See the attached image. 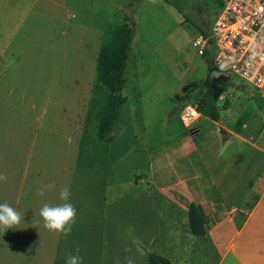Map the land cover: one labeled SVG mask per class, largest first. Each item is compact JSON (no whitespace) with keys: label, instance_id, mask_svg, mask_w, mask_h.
Returning <instances> with one entry per match:
<instances>
[{"label":"rangeland","instance_id":"rangeland-1","mask_svg":"<svg viewBox=\"0 0 264 264\" xmlns=\"http://www.w3.org/2000/svg\"><path fill=\"white\" fill-rule=\"evenodd\" d=\"M37 8L44 17L21 42L13 76L5 72L8 80L0 79V175L1 158L18 160L32 148L39 188L54 185L46 192L53 194L50 199L42 203L45 197L38 198V211L45 204H63L65 186L76 209L67 238L45 228L38 216V264L56 259L66 264L77 248L83 264H147L151 253L171 263L181 257L187 264H253L259 246L251 232L229 246L244 217L233 210L244 199L239 195L242 175L264 162L253 149L264 144L261 99L250 84L232 77L217 123L203 116L188 129L181 123L183 108L196 106L204 91L200 84L213 70L193 42L204 39L205 28L210 34L218 0H89L85 11L56 10L58 23L50 20L48 6ZM125 19L135 33L124 73L126 101L114 139L105 144L96 137L94 113L84 128L99 48L108 25ZM79 20L92 32L81 42L73 32L66 36L63 26ZM27 117L31 128L35 119L41 130L34 148L25 133L18 137ZM20 146L25 151L15 153ZM206 166L228 174L224 181L218 177L219 189L209 184ZM229 178L238 185L224 202ZM253 201L250 197L246 207ZM191 202L206 224L205 239L189 231ZM215 223H222L221 231H211Z\"/></svg>","mask_w":264,"mask_h":264},{"label":"crops","instance_id":"crops-1","mask_svg":"<svg viewBox=\"0 0 264 264\" xmlns=\"http://www.w3.org/2000/svg\"><path fill=\"white\" fill-rule=\"evenodd\" d=\"M88 1L89 0H0L1 83L8 80V78H5L4 74H7L5 72L11 74L9 75L10 77L13 76L12 73H14L15 66L13 67L12 65L15 64V61L19 56L21 42L24 41L27 38L26 36L31 34L34 30L33 26L35 23H38V20L44 17V15H42L43 12L37 8L38 5L45 4L48 6L50 9V12L48 13L50 20L58 23L55 15L56 10L85 11L86 2ZM63 26L65 27L64 31H66V36H69L71 32H73L74 36L78 37L79 42L84 41L87 31L89 34L92 33L87 29V26L82 23V20L76 22L67 21ZM94 31L99 34V36L101 34V36H104L103 31L100 33L98 30ZM22 34H24V37ZM133 42L135 41L133 40ZM11 47L14 50L9 53L8 51ZM8 56L11 58L10 60H7ZM2 62H4V64H2ZM1 65L3 69H1ZM220 103L221 97L217 104L219 105ZM200 118L201 116L199 114V119ZM30 120H32L30 117L23 119L26 126L20 127L22 131L18 132V137L20 139L22 133H25L28 136L27 139H32L30 147L33 146L34 148L37 143L39 131L41 130L38 129L35 119H33L34 125L33 128H31L27 124V121L29 122ZM43 131L48 133V129ZM227 133L229 132L227 131ZM261 136L262 134H260L259 138H261ZM233 138L241 143L249 144L246 139L238 134H234ZM224 140H227L226 135ZM253 149L258 153L260 158H262V161H264V144H261V146L259 144H253ZM13 151L21 154L25 149L20 146ZM32 151V148L29 151L26 150L24 156L18 157V160L13 159L10 156L6 159L1 158V175L6 177V179L1 180L0 204L7 203L16 209L21 214L22 219L19 225L14 226L12 229H5L0 226V264H38V198H41V196L37 195V189H39L38 165L36 162V155H34V159H32ZM10 160L11 162H6ZM213 169L214 168L210 166H208V168L206 166L207 178L211 186L218 188V177L221 181H224L228 174L224 171L221 173H215ZM242 177L245 181L241 185L242 190L239 192V195L243 196L245 200L243 199L242 204L238 205L237 208L233 210H237L238 216L239 214H242L244 217L243 221L239 224L238 229H236V234L233 237L229 248L232 249L234 243L239 241V239L249 231L253 237L254 245L256 247L259 246L258 250L261 251V253L258 251L257 256L253 258V264H264V162L262 166L259 168L257 167L250 173L243 174ZM237 185L236 181L230 178L227 180L225 184V187L227 188L226 195L222 192L224 202H226L227 196H230L233 193L234 186ZM51 196H53L52 193L51 195L45 193V195L42 196L45 198H41V202L43 203L44 201L45 203V200H47L46 198L50 199ZM250 197L251 200L252 198L254 199V203L252 207H246L248 204L246 202L249 201ZM234 217L235 215H233L232 219ZM225 223H227V221H225ZM228 223H230L231 227L235 228V223L232 220ZM203 224L205 227V236L201 239L207 237V227L204 221ZM215 224L216 225L211 228V231H221L222 223ZM222 263L223 261L219 262V264ZM172 264H187V261L181 259V257H175ZM243 264L250 263L247 261Z\"/></svg>","mask_w":264,"mask_h":264},{"label":"trees","instance_id":"trees-1","mask_svg":"<svg viewBox=\"0 0 264 264\" xmlns=\"http://www.w3.org/2000/svg\"><path fill=\"white\" fill-rule=\"evenodd\" d=\"M130 20L125 19L122 24H110L107 27V39L102 42L95 67V78L90 96L89 110L86 116L85 128L92 120V113L96 116V137L99 141L108 144L113 141L112 133L115 129L117 118L122 105L126 101L123 96L125 87L124 73L131 57V47L135 36L134 28ZM209 31L203 32L207 37ZM211 40L207 41L204 55L210 54L209 46ZM229 78L225 75L208 73L200 87L204 90L202 97L196 104V110L212 122L217 123L220 118L218 100L222 96ZM119 95L121 98L119 99ZM226 108V107H224ZM84 133V132H83ZM188 228L190 233L197 238L205 236V227L200 213L194 203H190L187 209ZM54 264H62L56 259ZM147 264H172L169 259L151 253L147 257Z\"/></svg>","mask_w":264,"mask_h":264},{"label":"built area","instance_id":"built-area-1","mask_svg":"<svg viewBox=\"0 0 264 264\" xmlns=\"http://www.w3.org/2000/svg\"><path fill=\"white\" fill-rule=\"evenodd\" d=\"M220 11L204 39L193 42L204 55L211 40L210 54L215 73L250 84L264 105V0H218ZM199 119L196 106L182 110L181 123L190 128Z\"/></svg>","mask_w":264,"mask_h":264},{"label":"clouds","instance_id":"clouds-1","mask_svg":"<svg viewBox=\"0 0 264 264\" xmlns=\"http://www.w3.org/2000/svg\"><path fill=\"white\" fill-rule=\"evenodd\" d=\"M6 177L0 175V180ZM54 185L44 184L37 189L38 196H44L47 191H51ZM71 196V189L65 186L60 191V199L63 204L49 205L45 204L39 212V215L44 221V226L50 231H55L67 238L72 232V226L76 222V209L68 202ZM21 214L8 205L7 203L0 204V226L5 229H12L21 222ZM66 264H83L82 257L79 255V249H76V254H69L66 258ZM129 264L131 262L129 261Z\"/></svg>","mask_w":264,"mask_h":264},{"label":"water","instance_id":"water-1","mask_svg":"<svg viewBox=\"0 0 264 264\" xmlns=\"http://www.w3.org/2000/svg\"><path fill=\"white\" fill-rule=\"evenodd\" d=\"M208 65H209V67H212V65H211V61L208 59ZM119 97V99L121 98V95H119L118 96Z\"/></svg>","mask_w":264,"mask_h":264},{"label":"flooded vegetation","instance_id":"flooded-vegetation-1","mask_svg":"<svg viewBox=\"0 0 264 264\" xmlns=\"http://www.w3.org/2000/svg\"><path fill=\"white\" fill-rule=\"evenodd\" d=\"M207 29L205 28L204 31H206ZM212 68V67H211Z\"/></svg>","mask_w":264,"mask_h":264}]
</instances>
